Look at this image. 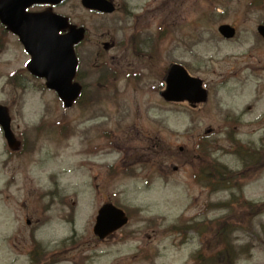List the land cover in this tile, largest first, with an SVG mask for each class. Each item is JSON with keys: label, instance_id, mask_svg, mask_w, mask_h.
I'll list each match as a JSON object with an SVG mask.
<instances>
[{"label": "rangeland", "instance_id": "obj_1", "mask_svg": "<svg viewBox=\"0 0 264 264\" xmlns=\"http://www.w3.org/2000/svg\"><path fill=\"white\" fill-rule=\"evenodd\" d=\"M115 2L132 16L102 17L80 0L54 8L87 29L77 50L80 104L64 109L26 71L18 86L9 83L28 55L14 40L0 54V104L25 143L10 151L0 130V264H29L32 235L57 264H192L200 250L209 256L208 244L220 249L208 229L224 221L232 231L219 239L233 259L212 264H264V41L256 32L264 0ZM220 23L236 27L233 40L218 35ZM175 61L205 82L201 107L161 98L164 70ZM103 86L110 91L97 99ZM214 166L230 170L217 185L206 173ZM246 200L260 207L240 206ZM105 201L131 216L98 241L92 228Z\"/></svg>", "mask_w": 264, "mask_h": 264}, {"label": "water", "instance_id": "obj_2", "mask_svg": "<svg viewBox=\"0 0 264 264\" xmlns=\"http://www.w3.org/2000/svg\"><path fill=\"white\" fill-rule=\"evenodd\" d=\"M62 0H0V19L8 22L3 17L7 15L9 7H15L19 13L18 23H9L8 26L18 33L20 39L31 55L27 67L29 71L46 80V87L56 91L66 107L70 106L80 92V86L73 83L77 60L74 55L73 45L84 36L83 28H76L68 24V19L52 13L48 9L41 13H24L25 8L32 4L49 3L58 4ZM82 5L88 9L110 13L114 6L107 0H81ZM69 28L63 35L60 30ZM227 28V27H223ZM259 32L264 36V25L259 26ZM232 35L229 31L226 36ZM166 90L162 96L166 100H187L191 106L206 101V90L201 87L199 79L189 78L181 67L173 65L165 77ZM10 118L7 108L0 106V125L10 145L13 135L9 127ZM127 222L124 212L111 204H105L98 212L94 232L104 238Z\"/></svg>", "mask_w": 264, "mask_h": 264}, {"label": "trees", "instance_id": "obj_3", "mask_svg": "<svg viewBox=\"0 0 264 264\" xmlns=\"http://www.w3.org/2000/svg\"><path fill=\"white\" fill-rule=\"evenodd\" d=\"M212 169H213V174L215 176V183H217V184H218V182L225 180V178H223L222 175L226 171H229V170H227V168H224L223 166H214ZM207 174L210 176L209 171L207 172ZM211 176H212V174H211ZM263 211H264V209H263ZM225 222L226 221H224L221 226L218 225L215 228L214 233L212 234V236L215 237L216 242H218L217 247H219L220 249L219 250L217 249L215 251V248H211V246L208 245L205 252L207 254H209V256L206 259H204V257L202 256V251H201L194 258V264H212L211 260H223L224 261L225 259H227V262H230L231 259H233L232 247L229 245V243L225 244V245H223L224 243H222V242L227 243L228 240L225 239L224 241H222L221 239H219V236L221 233H223L224 235H227V234H229V232H231V229L228 227V225ZM230 227L233 228V224Z\"/></svg>", "mask_w": 264, "mask_h": 264}, {"label": "flooded vegetation", "instance_id": "obj_4", "mask_svg": "<svg viewBox=\"0 0 264 264\" xmlns=\"http://www.w3.org/2000/svg\"><path fill=\"white\" fill-rule=\"evenodd\" d=\"M5 35L8 36V32L6 31L5 32ZM12 35V34H11ZM14 38H16L14 35H12Z\"/></svg>", "mask_w": 264, "mask_h": 264}]
</instances>
